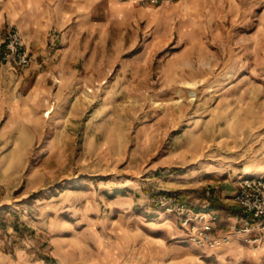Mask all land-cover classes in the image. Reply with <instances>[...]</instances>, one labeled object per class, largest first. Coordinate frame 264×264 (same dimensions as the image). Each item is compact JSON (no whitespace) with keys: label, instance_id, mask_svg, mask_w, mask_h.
Segmentation results:
<instances>
[{"label":"rangeland","instance_id":"374dc122","mask_svg":"<svg viewBox=\"0 0 264 264\" xmlns=\"http://www.w3.org/2000/svg\"><path fill=\"white\" fill-rule=\"evenodd\" d=\"M19 1L7 21L30 64L16 67V103L0 111V252L264 264L249 253L260 246L236 238L204 251L154 201L210 208L218 232L235 220L213 205L236 210L212 200L214 181L191 177L206 150L264 154V0Z\"/></svg>","mask_w":264,"mask_h":264},{"label":"built area","instance_id":"2783aa9c","mask_svg":"<svg viewBox=\"0 0 264 264\" xmlns=\"http://www.w3.org/2000/svg\"><path fill=\"white\" fill-rule=\"evenodd\" d=\"M29 64L30 52L20 26L7 23L0 27V70L3 65L16 68ZM154 201L166 211L178 214L189 240L206 252L224 247L235 238L255 247L264 244V175L241 178L232 201L242 213L220 232L219 218L212 210H195L171 195H160Z\"/></svg>","mask_w":264,"mask_h":264},{"label":"crops","instance_id":"0c3cea01","mask_svg":"<svg viewBox=\"0 0 264 264\" xmlns=\"http://www.w3.org/2000/svg\"><path fill=\"white\" fill-rule=\"evenodd\" d=\"M20 4L19 0H0V27H4L9 23V19H13L15 7ZM20 68H11L9 65H3L0 70V111L16 103V91L18 83L23 77ZM27 72V71H26ZM36 84L32 83L27 89V102H29V96H32L33 90ZM30 106L27 104V108ZM1 113V112H0ZM1 116V115H0ZM254 145H242L240 147H234L228 153L219 152V148L209 150L205 152L203 157H198L200 160L198 166L193 167V177L191 180L193 183L202 184L207 180L214 181L215 185L212 187V200L214 201H232V197L239 188L241 178L251 175H264V154L261 156L258 153H254ZM249 150L245 153V150ZM256 149V148H255ZM259 149L258 150H263ZM258 155V156H257ZM197 162L194 161L195 164ZM191 182V183H192ZM235 204V203H234ZM236 205V204H235ZM236 209L239 210L233 214V217H237L242 213L241 208L236 205ZM217 225L224 226V223ZM224 229V228H223ZM239 240V239H236ZM240 241V240H239ZM18 250V251H17ZM30 247L22 249L12 250L9 248L7 251L0 252V264H52L49 261H44L43 257L37 259H30L28 253L31 252ZM109 250L100 248L99 251L90 261H80L73 259V264H104L109 260ZM256 258L260 257V254L264 253V244L260 246V249L250 251ZM248 253V254H249ZM103 261L102 263L99 261ZM111 261V260H109ZM108 261V262H109ZM108 264V263H107Z\"/></svg>","mask_w":264,"mask_h":264},{"label":"trees","instance_id":"16d2710c","mask_svg":"<svg viewBox=\"0 0 264 264\" xmlns=\"http://www.w3.org/2000/svg\"><path fill=\"white\" fill-rule=\"evenodd\" d=\"M213 205L216 206L218 209L224 210L226 212H231L233 214L234 213H237L239 211L237 209L235 210V207L234 208L233 207H228L227 205H224L222 203H216V202H214ZM205 209H210V208H205Z\"/></svg>","mask_w":264,"mask_h":264},{"label":"bare ground","instance_id":"6f19581e","mask_svg":"<svg viewBox=\"0 0 264 264\" xmlns=\"http://www.w3.org/2000/svg\"><path fill=\"white\" fill-rule=\"evenodd\" d=\"M52 112V108L50 107L49 109H48V113L47 114H50Z\"/></svg>","mask_w":264,"mask_h":264}]
</instances>
